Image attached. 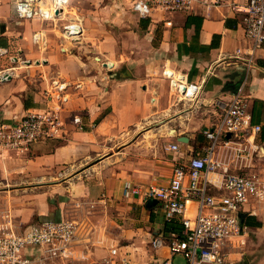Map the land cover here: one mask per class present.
Masks as SVG:
<instances>
[{"label":"crops","instance_id":"obj_1","mask_svg":"<svg viewBox=\"0 0 264 264\" xmlns=\"http://www.w3.org/2000/svg\"><path fill=\"white\" fill-rule=\"evenodd\" d=\"M220 2L141 18L130 0H69L58 23L20 20L14 0H0V75L8 74L0 79V121L45 107L53 80L71 83L64 136L36 143L24 155L0 154V201L11 203L17 221L79 219L76 248L90 261L110 247L130 252L133 264H156L168 255L152 241L159 235L168 241L183 230L181 223L169 224L161 201L148 205L141 195L126 196L124 183H167L174 166L203 154V131L219 121L232 96L229 84L244 85L253 124L264 126V47L250 70L233 56L249 41L232 4L247 0ZM73 12L83 18L84 33L71 44L58 26ZM179 77L201 85L194 99L173 83ZM255 145L264 146L260 132L221 143L215 157L229 170L255 171ZM258 212L262 226L244 223L246 231H264V208ZM194 214L195 204L187 212Z\"/></svg>","mask_w":264,"mask_h":264},{"label":"built area","instance_id":"obj_2","mask_svg":"<svg viewBox=\"0 0 264 264\" xmlns=\"http://www.w3.org/2000/svg\"><path fill=\"white\" fill-rule=\"evenodd\" d=\"M130 1L131 10L141 18H152L156 12H194L197 3H203L207 9L221 5L220 0ZM68 3L69 0H14V10L20 20L59 23ZM232 9L241 13V24L249 41L248 46L237 48L233 56L244 61L250 70L257 50L264 47V0H247L243 6L233 3ZM71 14L65 24H59L58 32L72 44L80 41L84 26L78 13ZM34 40H41L39 32L34 34ZM7 78L4 73L0 75L2 80ZM176 79L173 83L185 98L194 99L198 95L201 85L182 82L181 77ZM243 86L239 85L221 106L219 121L203 131L208 141L203 154L174 166L167 183L148 186L124 183L126 196L141 195L146 200L161 201L167 220L178 219L183 227L181 237L173 234L168 241L163 235L153 239L155 250L165 247L168 253L162 259L157 258L160 260L156 264H177L178 257L184 264H229L230 249L244 242L247 227L241 224L242 214L255 216L259 206L264 208V171L241 168L232 171L215 157L221 143L228 145L234 138L261 131V125L253 124ZM70 87L69 81L53 80L46 91L45 107L28 111L13 122L0 121V154L24 155L36 143L62 138L65 132L62 111L70 99ZM72 120L83 128L80 116L74 115ZM254 147L257 156L264 157V146ZM172 149L178 151L179 145H172ZM211 186L223 192L211 194ZM193 204L195 214L187 215ZM80 226V220L74 217L21 226L9 213L4 214L0 219V264H133L130 252H122L119 247H110L106 256L90 261L76 248Z\"/></svg>","mask_w":264,"mask_h":264},{"label":"rangeland","instance_id":"obj_3","mask_svg":"<svg viewBox=\"0 0 264 264\" xmlns=\"http://www.w3.org/2000/svg\"><path fill=\"white\" fill-rule=\"evenodd\" d=\"M253 163L255 166L251 169L264 171V158H261L256 154L254 156ZM5 203L0 201V219L4 214L9 213L19 225L24 226L28 224L24 223L23 221H17V218L15 219L13 214V207L11 206V203H9L10 205L8 206H6ZM16 203H18L17 205H22L19 202ZM242 239L244 242L238 248L230 249L231 254L229 264H245V258L248 259L249 264H264V231L261 230L255 232L252 229H248ZM175 262L177 264H184V260L180 257L176 258Z\"/></svg>","mask_w":264,"mask_h":264},{"label":"trees","instance_id":"obj_4","mask_svg":"<svg viewBox=\"0 0 264 264\" xmlns=\"http://www.w3.org/2000/svg\"><path fill=\"white\" fill-rule=\"evenodd\" d=\"M252 121H253V119H252ZM260 138H261V141L264 140V126L263 127L261 126ZM241 217H242V219H244V223L246 225L250 226V227H260V226H262V223L259 220H257L256 217H254V215L242 214ZM173 223H180V222L178 220H176V219H172L169 224L173 225ZM169 229L172 230V227L170 226ZM182 229H183V227H182ZM176 234L179 235L180 237L182 236L181 228L178 229Z\"/></svg>","mask_w":264,"mask_h":264},{"label":"water","instance_id":"obj_5","mask_svg":"<svg viewBox=\"0 0 264 264\" xmlns=\"http://www.w3.org/2000/svg\"><path fill=\"white\" fill-rule=\"evenodd\" d=\"M4 74L5 75H8L7 73H4ZM238 87H239V84L238 83H236V84H229L227 86V89H229L231 91V94H234L237 91ZM230 136L231 135H228V137H230ZM261 148H263V147L261 146ZM154 203L155 204L158 203V200L157 199H154V198H150V199L147 200V204L148 205L154 204ZM243 223H244V220L241 219V224H243ZM245 264H249V261L246 258H245Z\"/></svg>","mask_w":264,"mask_h":264}]
</instances>
